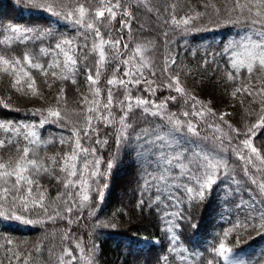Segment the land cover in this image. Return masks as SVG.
I'll return each instance as SVG.
<instances>
[{
	"label": "trees",
	"instance_id": "16d2710c",
	"mask_svg": "<svg viewBox=\"0 0 264 264\" xmlns=\"http://www.w3.org/2000/svg\"><path fill=\"white\" fill-rule=\"evenodd\" d=\"M79 2H83L86 7L92 9L98 6L96 0H93L91 5L88 4V0H77V3ZM121 3L133 14L131 32L120 30L119 22L122 17L119 13L111 23L104 21L101 32L104 33L105 39L124 37L120 45V51L123 53L121 59L132 56L137 43L148 45V51L144 55L152 62L154 66L152 70L157 73L155 77H152L147 68L143 69L146 78L155 81L152 85L157 88L154 95L142 91L148 87L143 83L138 88L129 86L131 94L144 96L158 103L169 96H176L175 101H168L167 111L184 119L181 114L184 111H192V101L189 99L188 103H185L184 97L163 86L167 83V74L162 72L165 58L174 57L176 63L169 70L171 74H179L181 84L189 96H195L201 101L205 106V111L210 108L217 114L215 117H206L208 122L219 124L224 132L233 137L231 145L225 141V151H221L219 146L216 149V155L223 156L229 164L227 174H221L219 184L213 187L212 194L202 204L185 212L186 215H191V223H184L177 233L173 227L176 223L175 215H165L175 213L177 209L169 207L170 202L164 200L158 204L152 202V191L144 189L137 179V165L133 163L136 153L126 155L122 150L116 154V163L110 175L102 178L99 184L88 181L92 191L89 192L87 188L84 191L88 192L91 197L89 205L80 211L74 209L69 216L64 212L66 205H62L57 198L59 194L65 192L66 174L59 170V163L48 165V158L56 157L59 161L64 153H70L74 139L71 137L70 130L73 126L83 125V119L78 115L84 107L80 102L82 96L91 98L83 68L77 74V83L74 85L70 80L54 79L51 75L46 77L40 71L25 65V70L35 78L36 87L43 94V99L33 97L30 92L25 95L16 91L11 87L15 76L0 71V101H2L0 102V121L11 122L13 125L36 124L41 140L51 141L38 149L39 156L50 167L48 173L38 177L39 191L44 192V203L49 206L48 214L39 208L32 209L30 204V211L25 212L20 207L15 208L14 211L17 215H22L24 219L32 220L34 223L26 224L16 219L0 216V264H24L25 259L29 264H60V257L64 256L65 248L70 249L73 255L78 257L72 264H87L89 258L92 264H207L208 260L214 258L212 249L218 246L223 232L232 228L238 220L243 221L246 217L250 219L258 215L253 210V204L257 209L264 208V203H262L264 195H261L257 185L251 184L248 177L244 175L245 162L237 159L236 153L230 150L239 146V139L245 138L248 129L259 121L260 116L264 115V112L260 110L261 105L253 103L252 97L239 93L235 98L231 96L238 86L251 81L259 87L261 81H264V72H255L249 77L243 68L239 69L237 74V70L232 69L230 64V58H235L232 55L233 52L242 53L241 45L248 42V37L257 39L256 32L250 28L246 29L242 22L224 24V20L229 18L227 10L232 7V0H150L153 11H148L142 0H121ZM173 13L177 20L195 16L197 13L201 15L198 19L192 20L187 26L188 30L185 31L184 25L176 27L172 23ZM144 17L148 19V23L143 26ZM123 18L127 19V17ZM231 19H237L235 13H232ZM13 24L40 29L50 27L56 40L45 39L35 43L32 41L20 43L13 37V34L7 31L8 26ZM81 31L82 29L78 26L65 21L62 17L29 9L22 4H17L16 0H0V41H4L0 43V54L15 55L22 60L23 53L27 50L47 67L57 58L56 54L40 55L39 48L41 46L49 48L61 37L73 39L74 43L82 44L84 40L79 34ZM10 37L12 38L11 47L7 43ZM91 43L92 37L89 36V46ZM123 43L129 45L127 50L123 48ZM232 43L237 46L221 54L222 49ZM89 51L90 48L83 51L78 50L79 59L82 60ZM109 54L111 55V52ZM139 55L136 54L137 57ZM97 58L95 55H88L85 63L94 69ZM59 59L62 62L63 57L60 56ZM118 62L112 60L102 68L98 85L100 96L97 97L101 104L106 101V91L110 87L106 81L112 78L115 64ZM133 66L139 68L140 64L133 60L132 64L122 65L121 72L117 75L122 76L123 71ZM52 70L49 69V72ZM55 70L58 74H68L63 68ZM229 72L236 75L235 82L227 80ZM26 79H22V86L27 91ZM48 84L52 85L51 88ZM61 87L65 89V98L59 107L66 112V119L59 125L46 123L43 127H39L42 117L33 115V111L35 109L43 111L49 106H56V94ZM113 93L114 99H122L124 89L122 87L113 88ZM5 103L8 107L4 106ZM199 107L200 105H197V108ZM112 113L117 119L119 118L120 112L117 107L112 109ZM222 113H228L225 120L240 131L239 139L236 138L235 132H232L218 119V115ZM139 115L140 110L137 109L134 116L139 118ZM190 118L199 124L201 135H213V131L207 128L199 117ZM93 123L99 128L101 137L112 132L111 128L104 127L102 123L96 121ZM157 124L164 132L169 131L170 126L158 119H154L152 125L140 122L139 127H155ZM161 128L156 130L160 131ZM254 131L255 135L250 136L252 143L264 155V126ZM7 135L0 130V139H6ZM176 137L180 139L181 134L176 133ZM61 138H64L67 143L61 144ZM13 139H18L21 146L25 143L22 137H13ZM109 144H112L110 136ZM200 144L201 147H212L205 141H200ZM87 146H92L90 141L87 142ZM95 147L97 156L89 157V159L103 156L106 162L116 152L114 147L101 148L99 145ZM17 156L18 153L14 147L0 149V158L4 160L15 159ZM82 163L83 157L77 167H81ZM247 167L252 174L251 168L248 165ZM104 170L105 164L102 163L101 171ZM87 176L88 173L85 172V177ZM57 177L60 182H57ZM233 178L240 181V184L234 183ZM257 181L261 182L259 179ZM105 182L108 187L104 201L95 208L96 216L89 215V208L97 204L95 189ZM249 188L252 189L251 192L247 191ZM77 190H79V185L77 189L68 190L73 192L74 202L79 200V197L75 196ZM38 194L34 185L33 196L38 197ZM254 197L255 200H253ZM141 199L147 201L148 205L142 207L139 203ZM237 204H242V209H238ZM3 206V210L9 209L7 201H3ZM56 209H59L61 216L49 219L48 216L53 215ZM97 216L108 226L102 227L97 221ZM192 224L196 227L193 228ZM174 234L178 235L179 239L172 244L170 240ZM236 234L234 230L233 234L228 237L227 243L234 248V251L242 253L247 264H256L258 259L264 257V234L258 235L256 231L250 229L247 233H241L239 245L236 244ZM9 240L12 241L11 244L8 243ZM77 243L84 248L83 253L76 247ZM64 260L67 264L69 258L64 256ZM220 264L223 262L220 261ZM261 264H264V260H261Z\"/></svg>",
	"mask_w": 264,
	"mask_h": 264
},
{
	"label": "snow or ice",
	"instance_id": "6c2138e0",
	"mask_svg": "<svg viewBox=\"0 0 264 264\" xmlns=\"http://www.w3.org/2000/svg\"><path fill=\"white\" fill-rule=\"evenodd\" d=\"M92 2L93 0H88L89 5ZM96 2L98 6L92 9L91 7H86L83 2L77 3V0H16L17 4H22L29 9L49 13L52 16L62 17L65 21L78 26L82 29L79 34L83 37L84 43L76 44L73 39L61 37L49 48L41 46L39 48L40 55L49 56L55 53L57 57L47 67L40 63L33 53L27 50L23 53L22 60L15 55L0 54V66H3L0 67V71L10 76H15L11 87L16 91L25 95L30 92L33 97L43 99V94L36 87L35 78L32 77L29 71L25 70V65L28 68L40 71L46 77L51 75L54 79L70 80L74 85L77 83V74L83 68L86 82L91 92V98L82 96L80 102L84 107L78 115L82 117L83 125L81 127L73 126L70 130L71 137L74 138L70 153H64L59 161L56 157L48 158V165L59 163V170L66 174L64 181L65 192L57 197L62 205H66L64 207L66 214L70 216L74 209L80 211L89 205L91 197L88 192L84 191L85 188L89 192L92 191L91 184L88 181L91 180L99 184L102 178L110 175L116 163V154L122 150L126 155L135 152L136 157L133 163L137 165L138 181L141 182L144 189L152 191L153 203L158 204L164 200L170 202L168 204L169 207L177 209L175 213H166L165 215H175L176 223L173 227L178 233L184 223H191V215H186L185 212L196 205L202 204L212 194L213 187L219 184L221 174H227L226 170L229 168V164L223 156L216 155V149L219 146L221 151H225V141L231 145L233 137L229 133L224 132L219 124L208 122L206 117H215L217 114L212 112L210 108L205 111V106L201 101L195 96H189L181 84L179 74H171L169 70L176 63L174 57L168 56L165 58L162 72L167 74V83L163 86H166L169 90H174L181 97H184L185 103H188L189 99L192 101V111H184L181 114L184 119H181L175 113L167 111L168 101H175L177 99L176 96H169L159 103L144 96H133L129 86L138 88L142 83L146 84L148 87L142 89V91L151 95H154L157 90L156 87H152L155 81L146 78L143 71L144 68H147L150 76L155 77L157 75L152 70V67H154L152 62L147 60L144 55L148 51V45L137 43L133 55L121 59L123 53L120 51V45L124 37L121 36L119 39L109 37L105 39L104 33L101 32V27L104 26L105 20L111 23L119 13L122 17L119 22L120 30H127L130 33L133 14L128 8L122 6L121 0H107V2L106 0H96ZM142 2L145 3L148 11L154 10L150 0H142ZM227 11L229 18L224 20L225 25L242 22L246 29H253L257 36V39L247 38L248 42L241 45L243 48L242 53L233 52L232 55L235 58H230L231 68L237 70V74L238 70L243 68L249 77L255 72H264V0H232V7ZM217 13H219V9H217ZM232 13L236 14L237 19H231ZM200 15L197 13L195 16H187L177 20L173 13L172 23L176 27L184 25V30L187 31V26L192 20L198 19ZM123 17H127V19ZM7 31L13 34V37L20 43H27L28 41L35 43L45 39L56 40V36L50 27L40 29L13 24L8 26ZM89 36L92 37L90 46L88 44ZM165 36H167V33H165ZM2 42L4 41H0V43ZM7 43L11 47V37L7 40ZM236 46L235 43L226 45L222 49L221 54L227 53ZM128 47L127 43H123L125 50ZM89 48V53L84 55L82 60L79 59L78 50L83 51ZM110 52L111 55L109 54ZM136 54H140L139 57ZM88 55L98 57L95 61L94 69L85 63ZM60 56L63 57L62 62L59 59ZM112 60L119 62L115 64L112 78L106 81V84L110 87L106 91V101L101 104L97 97L100 96L98 85L102 75V68ZM133 60L139 63L140 67L135 68L133 66V68L123 71L122 76H118L117 73L121 72L122 65L132 64ZM60 68H63L68 74H58L55 69ZM49 69L53 70L49 72ZM23 78H27V91L22 86ZM227 80L235 82L236 75L229 72ZM45 83H48L47 80H45ZM51 86V84H48L49 88ZM116 87L124 89L122 99H114L113 88ZM157 87H161V85H157ZM238 93L252 97V102L259 103L261 112H264V81H261L259 87L249 81L242 86L236 87L231 96L235 98ZM64 94L65 89L61 87L56 94V106H49L43 111L41 109L33 111V115L42 117L39 121V127H43L46 123L59 125L61 121L66 119V112L59 107L61 101L65 98ZM197 105H200V107L197 108ZM4 106L8 107L6 103ZM114 107L119 109L120 116L118 119L112 113ZM137 109L140 110L139 118L134 116ZM226 115L228 113L219 114L218 119L227 125L232 132H235L236 138L239 139L241 136L240 131L233 128L225 120ZM150 117L170 126L169 131L164 132L159 124L155 127H139L140 122L146 125L154 124V119H149ZM190 117H199L200 121L213 131V135H201L199 124ZM93 121L102 123L106 128H111L112 132L101 137L100 130ZM262 126H264V115L260 116L259 121L248 129V134L250 135L245 134V138L239 139V146L230 150L236 153L237 159L245 162L244 175L248 177L251 184L257 185L260 194L264 195V182L258 183L247 167V165H251L256 172L264 171V167L256 165L258 161L259 165L264 166V155L253 145L250 138L251 135H255L254 130ZM157 128H161V130L157 131ZM0 130L8 134L6 139H0V149L14 147L18 153L15 159L4 160L0 158V182H2L0 183V216L16 219L26 224L34 223L32 220L24 219L22 215H17L14 209L20 207L27 212L31 210L29 208L31 204L32 209L39 208L45 214H48L49 206L44 203V192L39 191L38 177L41 174L48 173L50 167L39 156L38 149L51 141L41 140L36 124L13 125L11 122L0 121ZM176 133L181 134L180 139H177ZM109 136L112 139L111 145L109 144ZM13 137H22L25 142L24 145L21 146L19 140L13 139ZM89 141L92 146H87ZM200 141L208 142L212 147H201ZM60 143L65 144L67 141L61 138ZM95 145H99L101 148L114 147L116 152L106 162L103 156L89 159V157L97 156ZM81 157H83V163L78 168L77 164ZM102 163L105 164L104 171H101ZM85 172L88 173L87 178L85 177ZM57 182H60L59 177H57ZM234 183L239 185L240 181L234 179ZM34 185L39 193L38 197L33 196ZM78 185L79 190L75 192V196L79 197V200L74 202V194L68 190L70 188L77 189ZM107 187L108 184L105 182L102 186L95 189L97 204L89 208V215L96 216L95 208L103 203ZM247 191L251 192L252 189L249 188ZM253 200H255V197ZM3 201L8 202L9 209L3 210ZM139 203L142 207L148 205V202L143 199ZM242 207V204H237L238 209H242ZM253 210L258 215L252 216L250 219L246 217L243 221L238 220L232 228L223 232L218 246H214L212 249L214 258L208 260L207 264H220V261L223 264H247L242 253L234 251V248L228 245L227 240L234 230L237 233V245L241 243V233H247L250 229L256 231L258 235L264 234V208L257 209L255 204H253ZM57 216H61L59 209L54 210L53 215H49L48 218L54 219ZM97 221L102 227L108 226L103 221H100L98 216ZM35 222L38 223L40 221ZM69 222L71 223V220ZM192 227L195 228L196 225L192 224ZM178 239V235L174 234L170 243L175 244ZM8 243L11 244L12 241L9 240ZM76 247L81 253L84 252L81 244L77 243ZM37 251H39V248H37ZM64 256L69 258L67 264H72L73 261L78 259L68 248L64 249ZM64 256L60 257V264H65ZM17 259H19V256H17ZM261 260H264V257L258 259L256 264H261ZM24 264H29L27 259L24 260ZM87 264H92L90 258Z\"/></svg>",
	"mask_w": 264,
	"mask_h": 264
},
{
	"label": "rangeland",
	"instance_id": "374dc122",
	"mask_svg": "<svg viewBox=\"0 0 264 264\" xmlns=\"http://www.w3.org/2000/svg\"><path fill=\"white\" fill-rule=\"evenodd\" d=\"M143 23H144L143 26L148 23V19L146 17L143 18ZM256 165L259 167H264V166L259 165L258 161L256 162ZM248 166L251 168L252 174L255 176V178L259 179L261 182H264V171L256 172L255 169L251 165H248Z\"/></svg>",
	"mask_w": 264,
	"mask_h": 264
}]
</instances>
